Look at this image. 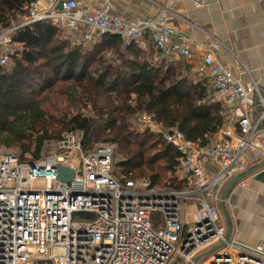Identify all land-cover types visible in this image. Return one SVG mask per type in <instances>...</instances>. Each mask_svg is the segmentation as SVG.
I'll return each instance as SVG.
<instances>
[{"label": "built area", "instance_id": "built-area-1", "mask_svg": "<svg viewBox=\"0 0 264 264\" xmlns=\"http://www.w3.org/2000/svg\"><path fill=\"white\" fill-rule=\"evenodd\" d=\"M151 1L160 7L156 15L132 18L116 12L113 0H49L44 8L43 0H34L22 22L0 28V64L8 67L13 60L16 30L45 19L55 20L75 42L116 35L124 46L143 47L149 36L165 56L192 62L201 56L193 72L210 81L214 99L225 105L227 128L200 145L178 127L140 117L145 130L179 153V171L188 183L184 190L116 173L112 146L85 150L73 132L58 141L57 154L38 161H22L0 148V264H188L222 242L194 264H264L262 247L226 241L218 207L225 185L253 159L248 153L264 157V95L257 81L243 82L220 55L224 40L207 34V42L196 41L169 24L172 17L184 19L179 12ZM71 152L79 155L78 163ZM58 165L75 170L71 181L58 178ZM185 200L194 201L191 214Z\"/></svg>", "mask_w": 264, "mask_h": 264}, {"label": "trees", "instance_id": "trees-1", "mask_svg": "<svg viewBox=\"0 0 264 264\" xmlns=\"http://www.w3.org/2000/svg\"><path fill=\"white\" fill-rule=\"evenodd\" d=\"M33 1L0 0V28L19 23ZM60 33L49 19L16 30L23 49L10 70L0 64V148L18 150L22 161H38L50 143L78 133L83 149L110 145L122 155L116 173L169 189L160 184L167 171L177 184L170 189H183L179 153L159 134L141 132L136 120L149 115L200 145L210 144L228 117L210 81L195 78L185 59L166 57L155 45L124 46L116 35L74 43Z\"/></svg>", "mask_w": 264, "mask_h": 264}, {"label": "crops", "instance_id": "crops-1", "mask_svg": "<svg viewBox=\"0 0 264 264\" xmlns=\"http://www.w3.org/2000/svg\"><path fill=\"white\" fill-rule=\"evenodd\" d=\"M154 1L162 5L168 3L171 10H176L184 19L195 23L197 27L194 28L189 27L184 19L172 17L168 20L169 24L177 25L190 33L196 41L207 42V34L216 35L224 40L226 47L220 50V55L231 64L234 74L243 82L257 81L264 95V0H208L203 6L195 5L191 0ZM47 4L49 0H43V8ZM113 4L116 12L127 14L132 18L154 16L160 10V7L151 0H113ZM24 16L25 14H22L18 22H22ZM52 21L57 26L56 21ZM151 45L155 44L148 36L144 46ZM200 58L198 54L193 62L185 59L191 65V73L196 77L199 76L193 72V67L195 63L201 61ZM259 107L262 108L261 105ZM228 124L227 117L225 126L215 138L221 136ZM248 154L253 157L248 167L225 185L226 187L232 182L226 197V208L233 226L231 240L250 247H262L264 250V166L251 171L252 167L264 160V157L254 158L253 152ZM177 176L183 180L185 178L179 169ZM184 185L185 188L188 186L185 180ZM194 207L191 205L188 208L190 214L195 210ZM218 207L220 210V202ZM220 213L221 223L226 227V220L221 211ZM213 251L214 248H211L202 253L201 259Z\"/></svg>", "mask_w": 264, "mask_h": 264}, {"label": "rangeland", "instance_id": "rangeland-1", "mask_svg": "<svg viewBox=\"0 0 264 264\" xmlns=\"http://www.w3.org/2000/svg\"><path fill=\"white\" fill-rule=\"evenodd\" d=\"M20 23V22H19ZM62 31V30H61ZM60 36L62 37V39H68V38H71L70 37V35H68L67 33H65L64 31H62V33H60ZM77 42H79V41H76V42H74V43H77ZM73 43V42H72ZM142 48H144V49H148V47H146V46H143ZM16 49L17 50H19V49H23V48H21V46L20 45H18L17 47H16ZM174 59H177V58H175V57H173ZM183 59V58H182ZM177 60H179V59H177ZM14 64H15V60L14 61H12L11 62V64H9V66L8 67H6V69L7 70H10L13 66H14ZM195 78H198V77H196V76H194ZM203 78V77H202ZM138 117V116H137ZM137 117L135 118V120L137 119ZM138 121V129H140V131L141 132H144V131H146L145 130V128L143 127V125H141V122H140V120L139 119H137L136 120V122ZM77 136H78V133H75ZM79 136L81 137V134H79ZM99 144H101V143H99ZM4 150H6V151H11V152H15V153H18L17 151L18 150H16V149H12V148H5V147H2ZM1 148V149H2ZM114 151H115V149H114ZM58 153V149H57V144L56 143H50L49 145H48V147H46V149H45V151H44V157H43V159H46V158H48V157H51V156H54L55 154H57ZM71 154V156L73 155V152H71L70 153ZM120 158H122V155L121 154H118V153H116V151H115V161L117 160V161H119V159ZM73 161L75 162V163H78V161H79V155L78 154H74L73 155ZM143 164V163H142ZM147 164V162L145 161L144 162V165H146ZM156 164V163H155ZM148 165H149V163H148ZM156 165H158V167H157V169H160V168H163L164 166H161L162 164H156ZM161 166V167H160ZM164 170V169H163ZM164 173H165V170H164ZM166 176H164L161 180H160V184H162V185H164V187H168L169 189L170 188H173V187H175V186H177V184H176V181H174V180H176L175 178H173L174 177V174H171V172L169 173V172H167L166 171ZM36 185L37 186H40V185H42V183H41V181H38V182H36ZM188 187V186H187ZM186 187V188H187ZM184 188H185V186H184ZM193 202L194 201H192V200H185L184 201V205L185 206H187L188 208L189 207H191V205L193 204ZM194 209H195V207H194Z\"/></svg>", "mask_w": 264, "mask_h": 264}, {"label": "water", "instance_id": "water-1", "mask_svg": "<svg viewBox=\"0 0 264 264\" xmlns=\"http://www.w3.org/2000/svg\"><path fill=\"white\" fill-rule=\"evenodd\" d=\"M262 166H264V160L259 165L252 167L251 171L258 169L259 167H262ZM251 171H248V172H251ZM57 174H58V178L60 180L69 182L73 179V177L75 175V170L68 167V166L58 165L57 166ZM231 186H232V182L229 183L225 187V189L223 190V192L221 194V200H220V211L222 212V214L226 220V227H227V229H226V241L231 240L232 233H233L232 221H231L228 209L226 208V197L228 195V192H229ZM224 244H225V242H222L221 244L217 245L214 248L215 249L220 248ZM200 257H201L200 255L195 257L193 262H190L188 264H194V262H197L200 259Z\"/></svg>", "mask_w": 264, "mask_h": 264}]
</instances>
